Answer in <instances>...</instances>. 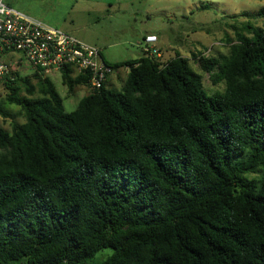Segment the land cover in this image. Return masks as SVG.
<instances>
[{
    "label": "trees",
    "instance_id": "16d2710c",
    "mask_svg": "<svg viewBox=\"0 0 264 264\" xmlns=\"http://www.w3.org/2000/svg\"><path fill=\"white\" fill-rule=\"evenodd\" d=\"M225 26L197 71L102 56L127 73L92 91L64 68L69 95L88 89L70 112L42 72L2 82L0 264H264V24Z\"/></svg>",
    "mask_w": 264,
    "mask_h": 264
},
{
    "label": "rangeland",
    "instance_id": "374dc122",
    "mask_svg": "<svg viewBox=\"0 0 264 264\" xmlns=\"http://www.w3.org/2000/svg\"><path fill=\"white\" fill-rule=\"evenodd\" d=\"M13 10L41 21L48 27L62 30L86 44L103 52L109 63L135 60L143 54V37L154 33L159 41L161 61L165 62L180 54L189 58L197 71L196 59L192 55L217 56L226 53V38H233V31L225 24L250 21L263 27L264 20L255 14L264 7V0H2ZM250 13V19L241 17ZM236 15L235 19H229ZM156 46V44H155ZM159 51V50H158ZM14 70L26 75L30 72ZM119 79L113 81L110 89L119 91L127 69H120ZM48 76L63 99L66 112L75 109L85 90L69 95L59 74ZM203 85L207 94L222 92V85H212L207 74H203ZM83 94V95H82ZM6 91L0 87V99ZM17 112L16 107H6ZM16 122L23 118L17 116ZM10 119L0 117L1 126L10 131ZM110 255L106 249L97 254L98 260Z\"/></svg>",
    "mask_w": 264,
    "mask_h": 264
},
{
    "label": "built area",
    "instance_id": "2783aa9c",
    "mask_svg": "<svg viewBox=\"0 0 264 264\" xmlns=\"http://www.w3.org/2000/svg\"><path fill=\"white\" fill-rule=\"evenodd\" d=\"M156 42L155 35L144 36V56L161 58ZM14 66L19 71L29 67L30 72H42L44 77L71 68L75 75L88 76L92 91L101 89L114 73L98 48L21 14L0 0V87L6 78L13 79L17 72Z\"/></svg>",
    "mask_w": 264,
    "mask_h": 264
},
{
    "label": "crops",
    "instance_id": "0c3cea01",
    "mask_svg": "<svg viewBox=\"0 0 264 264\" xmlns=\"http://www.w3.org/2000/svg\"><path fill=\"white\" fill-rule=\"evenodd\" d=\"M9 7V6H8ZM12 9V8H11ZM69 34V33H68ZM146 35H155L154 33H147ZM145 35V36H146ZM156 36V35H155ZM144 38V37H143ZM158 41H159V39H158V37H157V42H156V49L157 50H159V51H161V53H162V50L157 46V43H158ZM83 42V41H82ZM89 45V44H88ZM95 47V46H94ZM100 50V49H99ZM101 52V54H102V56H103V58L105 59V56H104V54H103V52L102 51H100ZM105 61L106 62H108L106 59H105ZM109 63V62H108ZM120 71H118V72H114L113 74H111L108 78H107V85L108 86H110V85H112V83H113V81L114 80H116V79H119L120 78V76H121V74L119 73ZM56 74L57 73H53L50 77L52 78V77H56ZM59 74V76H60V78H61V73H58ZM82 89H84L85 90V95L88 93V89L87 88H84V87H79L77 90H76V93H78L79 91L81 92V90ZM75 93V94H76ZM83 95V94H82ZM78 103V102H77Z\"/></svg>",
    "mask_w": 264,
    "mask_h": 264
}]
</instances>
